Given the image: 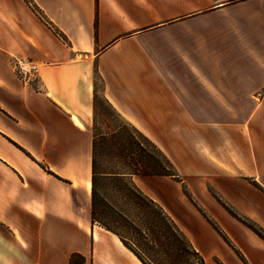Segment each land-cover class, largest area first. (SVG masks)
<instances>
[{
  "label": "crops",
  "instance_id": "0c3cea01",
  "mask_svg": "<svg viewBox=\"0 0 264 264\" xmlns=\"http://www.w3.org/2000/svg\"><path fill=\"white\" fill-rule=\"evenodd\" d=\"M31 1L0 0V264H144L92 220L96 96L174 165L131 180L204 264H264L220 202L264 229V0Z\"/></svg>",
  "mask_w": 264,
  "mask_h": 264
},
{
  "label": "trees",
  "instance_id": "16d2710c",
  "mask_svg": "<svg viewBox=\"0 0 264 264\" xmlns=\"http://www.w3.org/2000/svg\"><path fill=\"white\" fill-rule=\"evenodd\" d=\"M31 8L43 16L31 0H25ZM60 36L61 34L55 30ZM100 102L110 105L99 97L94 99V121ZM111 108V107H110ZM130 131L97 132L94 129L92 148L91 204L92 220L116 233L122 242L144 264H204V259L194 250L188 239L158 204L145 196L132 182L131 176L169 175L179 180L178 172L169 158L142 132L131 124ZM107 187L121 198V205L108 200L103 202L101 189ZM231 215L248 226L262 239L264 229L222 202ZM109 209L133 227L138 240L134 248L124 238L103 222L99 213ZM100 211V212H99ZM132 213V214H130ZM70 264H84L79 254L70 257Z\"/></svg>",
  "mask_w": 264,
  "mask_h": 264
},
{
  "label": "rangeland",
  "instance_id": "374dc122",
  "mask_svg": "<svg viewBox=\"0 0 264 264\" xmlns=\"http://www.w3.org/2000/svg\"><path fill=\"white\" fill-rule=\"evenodd\" d=\"M94 129L97 132H110L112 130L116 132H122L124 129L130 131L131 128L109 106L103 102H100L94 121ZM101 193L103 194L102 198L104 203H107L108 200H110L116 205H121L122 200L114 191L107 187H102ZM98 215L100 218H102L104 223L118 232L129 246L134 248L133 243H135V241L139 238L136 235L133 227L120 219L109 209H106V207L104 212L102 214L100 212Z\"/></svg>",
  "mask_w": 264,
  "mask_h": 264
},
{
  "label": "built area",
  "instance_id": "2783aa9c",
  "mask_svg": "<svg viewBox=\"0 0 264 264\" xmlns=\"http://www.w3.org/2000/svg\"><path fill=\"white\" fill-rule=\"evenodd\" d=\"M12 68L25 78H34L38 73V65L25 56H15L12 60Z\"/></svg>",
  "mask_w": 264,
  "mask_h": 264
}]
</instances>
